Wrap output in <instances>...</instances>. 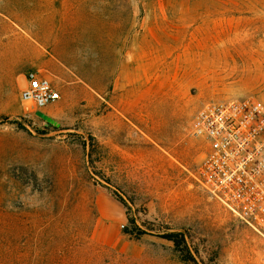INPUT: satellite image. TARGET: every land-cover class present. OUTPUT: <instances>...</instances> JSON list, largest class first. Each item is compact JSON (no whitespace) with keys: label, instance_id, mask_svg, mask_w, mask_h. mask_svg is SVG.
I'll return each instance as SVG.
<instances>
[{"label":"rangeland","instance_id":"rangeland-1","mask_svg":"<svg viewBox=\"0 0 264 264\" xmlns=\"http://www.w3.org/2000/svg\"><path fill=\"white\" fill-rule=\"evenodd\" d=\"M33 70L60 94L41 112ZM245 98L264 101V0H0V263L254 264L190 137Z\"/></svg>","mask_w":264,"mask_h":264},{"label":"built area","instance_id":"built-area-1","mask_svg":"<svg viewBox=\"0 0 264 264\" xmlns=\"http://www.w3.org/2000/svg\"><path fill=\"white\" fill-rule=\"evenodd\" d=\"M25 82L21 100L37 112L60 99L45 71L29 72ZM190 137L202 148L195 181L246 228L242 243L254 264H264V101L208 103L193 119Z\"/></svg>","mask_w":264,"mask_h":264},{"label":"trees","instance_id":"trees-1","mask_svg":"<svg viewBox=\"0 0 264 264\" xmlns=\"http://www.w3.org/2000/svg\"><path fill=\"white\" fill-rule=\"evenodd\" d=\"M165 238L174 244V252L178 255L181 262H189L192 260L191 253L186 249V243L181 234L171 233L166 235Z\"/></svg>","mask_w":264,"mask_h":264},{"label":"water","instance_id":"water-1","mask_svg":"<svg viewBox=\"0 0 264 264\" xmlns=\"http://www.w3.org/2000/svg\"><path fill=\"white\" fill-rule=\"evenodd\" d=\"M42 119L46 120L47 122H50V119L43 115Z\"/></svg>","mask_w":264,"mask_h":264}]
</instances>
